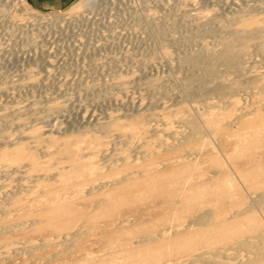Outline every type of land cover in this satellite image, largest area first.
<instances>
[{
	"label": "rangeland",
	"instance_id": "374dc122",
	"mask_svg": "<svg viewBox=\"0 0 264 264\" xmlns=\"http://www.w3.org/2000/svg\"><path fill=\"white\" fill-rule=\"evenodd\" d=\"M81 1L0 0V264L236 263L238 240L262 247L250 228L264 210L224 205L264 189L250 162L264 150V0ZM233 51L237 71L219 57ZM190 118L204 134L169 150ZM205 208L225 221L183 228ZM76 232L61 258L21 248L40 238L48 254Z\"/></svg>",
	"mask_w": 264,
	"mask_h": 264
},
{
	"label": "bare ground",
	"instance_id": "6f19581e",
	"mask_svg": "<svg viewBox=\"0 0 264 264\" xmlns=\"http://www.w3.org/2000/svg\"><path fill=\"white\" fill-rule=\"evenodd\" d=\"M112 1V0H111ZM98 2H100V0H82L80 3H79V7H84V8H86V7H92L94 4H96V3H98ZM112 2H114V1H112ZM53 16V15H52ZM46 17V16H45ZM47 18V17H46ZM41 19V18H40ZM43 19H44V17H43ZM50 20H53V22L55 21L56 23H58V22H62L63 21V19L60 17V18H58V16H54V17H51V18H49ZM154 24H155V22H154ZM158 30V29H157ZM160 32H161V30H160ZM255 34V33H254ZM247 36V35H246ZM244 39H246L245 38V34L243 33V34H237V35H235V39H234V42H233V44H232V49L234 50V49H236V47H238L240 44H242V42L244 41ZM188 40H189V38H188ZM235 51H233L232 52V55H230V54H226V53H222V54H220L219 55V57H220V60H224V61H226V63H227V65L228 66H231V69H234L235 71H237V64L239 63V60L238 59H236V60H230L231 58H233V57H237V55L234 53ZM241 57V56H240ZM111 64V63H110ZM202 74H206V73H202ZM153 86H155V85H153ZM157 86V85H156ZM155 86V87H156ZM262 87H263V89H264V86L263 85H261ZM158 87V86H157ZM149 89V88H148ZM158 89V88H157ZM156 90V89H155ZM159 90V89H158ZM152 91H153V89H152ZM160 91V90H159ZM158 92V91H157ZM187 122L189 123V130H188V132L186 133V135H185V138L183 139V140H181V141H179V142H177L176 144H174V145H172V146H170L168 149L170 150L171 148H175V147H177V146H179L180 144H186V143H189V142H192L197 136L199 137V135H202V134H204L203 133V131L201 130V128H200V125H199V122L198 121H195L194 122V120L193 119H188L187 120ZM187 126H188V124H187ZM200 138V137H199ZM181 146V145H180ZM261 157H262V161H261V163H259L258 161H256V159H250V162H251V166H252V169H255V168H258V167H260V166H262L261 164H264V150L262 151V155H261ZM239 165V164H238ZM141 171V170H140ZM216 172L215 173H223V170L222 169H218V170H215ZM227 175V174H226ZM228 176V175H227ZM258 181V180H257ZM261 181V180H260ZM263 181V180H262ZM259 182V181H258ZM264 183V182H263ZM182 184V183H181ZM187 184V183H186ZM258 183H256V185H257ZM260 184V183H259ZM184 185V184H183ZM262 187V186H261ZM264 187V186H263ZM257 189V188H256ZM258 189H259V187H258ZM262 189V188H261ZM260 190V189H259ZM250 195H252L251 196V199H249V200H251V202L250 203H246L245 202V200L244 201H237V202H235L234 204H231V203H229L231 200H229L228 201V203L230 204V205H224V204H222V198H224V196L222 197V198H220L218 201L222 204V205H224V207H226V210H227V208H229V207H232V208H235V207H237L236 209H232L231 210V213H230V215H229V217H231V218H234V217H237V216H239V215H243V214H247V213H250L251 214V212H255L256 210L258 211H263L264 210V189H263V191L261 190V192H251L250 193ZM248 197H250V196H248ZM225 198H227V195H226V197ZM249 200H248V202H249ZM224 201V200H223ZM171 202V201H170ZM226 203V202H225ZM219 204V203H218ZM210 209V208H209ZM208 208L206 209H198L197 210V212H195L194 213V215H192L193 217L191 218V220H189L187 223H186V225H183V228L184 227H186V229H191V228H193V230L195 229V230H200V229H206L205 227L206 226H208V227H212V226H214V224H216V223H218V222H220V221H222V222H224L225 221V219L224 218H222V220L220 219V221H218V219L216 220L215 219V215H216V210L215 209H210L209 210ZM218 211V210H217ZM256 215V214H255ZM250 216V215H249ZM257 216V215H256ZM224 217H227L226 215H224ZM227 218V219H230V218ZM185 218V217H184ZM220 218V217H219ZM182 219V218H181ZM251 219H253V217H251ZM221 222V223H222ZM120 224V223H119ZM222 225H224V224H222ZM207 227V228H208ZM178 228V227H177ZM182 228V229H183ZM179 229V228H178ZM185 229V228H184ZM250 229H252L253 231H255L256 233H258V234H260L261 235V238H260V244H262V247L260 246V245H257L254 241L253 242H251L252 240H250V241H248V240H243L242 238V240H238L237 242L239 243V248H241L242 249V251H245L246 252V254H244L242 257H244V258H240V260L238 259V260H236L237 262L235 263H230V262H228V260L229 259H231V258H229L228 256H225L224 257V259H222L223 257H221V259H222V261L220 260V261H218V259H220V258H218V259H212L213 257V255L212 256H210V255H208V254H205V252H202V253H197V254H195V256L193 257V258H190V256H189V258H190V261H188V262H186L185 264H256V262L258 261V260H264V228H263V226H259L258 224H255V226L253 227V228H250ZM1 230H5V231H9V232H11L12 230H9V225H2V226H0V231ZM2 232V231H1ZM4 232V231H3ZM251 233H253L252 231H251ZM76 234V237H75V239H73V237H74V235ZM71 233V234H69L68 235V240H70V243H69V245H67V247H65V248H61V249H57V250H55L54 252H51V253H49L48 252V254L47 253H44L43 254V252H42V248L40 247V245H41V242H40V238L37 240V241H28V243L30 244V243H32V244H27V246L25 245L24 247H21V248H23V251H25V249H26V251H28L29 252V249H33L32 250V255H34L35 257H44V256H49L50 255V257L51 258H54V259H57V258H61L62 256H64L63 254H64V251L65 250H69L70 252L72 251V250H77V249H79V248H81V245H80V242H81V237H82V234H80V233H78V232H76V233ZM253 236V235H252ZM163 237V236H162ZM258 237H259V235H258ZM149 237H143L141 240H138V241H133V243H132V245H129V244H126L127 246H128V248L129 247H132V246H137V244H139L143 239H148ZM156 238V237H155ZM229 238V237H228ZM231 238H232V236H231ZM251 239V238H250ZM253 239V238H252ZM127 241V240H126ZM255 241H257V240H255ZM143 242V241H142ZM141 242V243H142ZM117 243H119V241L117 242ZM128 243H131V242H128ZM259 243V242H258ZM23 244V243H22ZM116 244V243H115ZM119 244H121V243H119ZM122 245H123V243H122ZM125 245V246H126ZM238 245V244H237ZM115 246V245H114ZM117 246V245H116ZM123 248H124V246H122ZM238 247V246H237ZM236 247V249H238ZM25 248V249H24ZM117 248H118V246H117ZM127 248V247H126ZM127 248V249H128ZM230 248H232V247H230ZM115 249H116V247H115ZM120 249V248H119ZM184 249H192L191 248V246L190 245H186L185 247H184ZM234 249V248H233ZM254 249V251L252 252V250ZM18 250V249H17ZM17 250H15V251H17ZM123 250V249H122ZM125 250V249H124ZM226 250H228V249H226ZM239 250V249H238ZM8 251V250H7ZM10 251V250H9ZM8 251V252H9ZM22 251V250H21ZM237 251V250H236ZM235 251V252H236ZM241 251V250H240ZM239 251V252H240ZM28 252H25V253H28ZM226 252V251H225ZM238 252V251H237ZM238 252V253H239ZM248 253H250V255H251V253H252V257L250 256V255H248ZM18 254H19V252H18ZM225 254V253H224ZM229 254H233L232 252L231 253H229ZM228 254V255H229ZM242 254V253H241ZM6 255H8L9 256V253L8 254H6ZM192 255V254H191ZM24 256V255H23ZM217 256V255H216ZM222 256H224V255H222ZM237 256V255H236ZM192 257V256H191ZM241 257V256H240ZM3 258V257H2ZM2 258H0V259H2ZM4 258H5V256H4ZM7 258V257H6ZM9 258V257H8ZM7 258V259H8ZM235 258V257H234ZM239 258V257H238ZM189 260V259H188ZM7 261V260H6ZM233 261V260H232Z\"/></svg>",
	"mask_w": 264,
	"mask_h": 264
},
{
	"label": "crops",
	"instance_id": "0c3cea01",
	"mask_svg": "<svg viewBox=\"0 0 264 264\" xmlns=\"http://www.w3.org/2000/svg\"><path fill=\"white\" fill-rule=\"evenodd\" d=\"M27 1L32 7L36 9L60 10L70 5L75 0H27ZM77 1H75L74 3H76Z\"/></svg>",
	"mask_w": 264,
	"mask_h": 264
}]
</instances>
